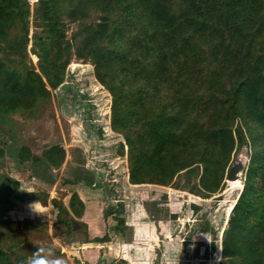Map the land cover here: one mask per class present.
Here are the masks:
<instances>
[{
  "label": "rangeland",
  "instance_id": "374dc122",
  "mask_svg": "<svg viewBox=\"0 0 264 264\" xmlns=\"http://www.w3.org/2000/svg\"><path fill=\"white\" fill-rule=\"evenodd\" d=\"M59 1L61 38L52 37L42 0H19L28 10V30L17 20L0 36L2 61L14 72L24 71L22 79L29 71L41 75L49 90L24 106L0 109V182L19 184L16 197L0 206V248L14 264H30L34 254L39 264H228L223 241L231 219L246 209L234 208L257 201L264 192L256 179L248 178L261 128L252 137L250 125H242L246 140L241 142V118L232 119L210 85L206 89L190 81L171 87L158 78L140 79L138 94L131 98L135 105H115L116 96L99 80L92 48L85 43L86 29L100 23L102 13L92 11L75 21L68 14L69 2ZM260 48L264 53V44ZM44 70L51 72L52 81ZM225 84L229 88V80ZM187 100L195 102L187 107ZM141 103L142 115L149 113L157 121L153 112L171 122L165 129L157 125L159 142L138 148L150 163L152 154L157 157L144 176L162 177L166 183L173 178L169 185L145 183L142 177L131 181L135 158L120 120ZM194 124L197 134L186 139ZM233 136L235 144L229 142ZM185 139L190 149L185 153L194 160L172 177L158 168L157 146L176 149V142ZM21 148L29 150V160L20 159ZM258 170L254 166L252 172ZM109 180L119 191L118 201ZM73 193L84 202L80 216L69 206Z\"/></svg>",
  "mask_w": 264,
  "mask_h": 264
},
{
  "label": "trees",
  "instance_id": "16d2710c",
  "mask_svg": "<svg viewBox=\"0 0 264 264\" xmlns=\"http://www.w3.org/2000/svg\"><path fill=\"white\" fill-rule=\"evenodd\" d=\"M65 1L69 2L68 14L75 21L88 18L92 11H100L103 15L100 23L90 25L86 29L88 35L85 43L88 48H92L89 55L93 57L99 80L109 86L116 96L115 105L120 102L135 105L131 98L138 94L135 89L142 85L139 84L140 79L150 82L158 78V81L162 80V83L170 84L171 87L176 82L190 81L204 85L203 88L206 89L210 85L212 94L219 92L221 95L218 102L226 105L234 114L232 119L241 118L238 128L241 142L246 140L242 135V125H250L252 137L259 131L257 128H261L262 136L254 139L259 141L256 142L257 145L254 143V160L248 178L256 179L261 187L260 192L264 191V53L260 51V45L264 44V0ZM59 3V0L41 2L53 38H61L63 35L60 30L62 21ZM27 12L19 0H0V36L2 31L6 32L14 26L17 20L23 22L27 31ZM43 54L48 55L46 51ZM44 72L51 80V72ZM23 76L24 71L14 72L0 58V109L24 106L26 102L35 101L42 97V94L49 93L41 75L29 71L24 79ZM225 80H229V88ZM192 102L195 100L183 101L187 107H190ZM212 103L213 101H210V104ZM141 107L142 103L136 107V111L123 114L120 120L121 130L130 144V157L135 158L131 181H140L142 177L145 183L169 185L173 178L166 183L162 177L154 179L144 176V171H149L154 166L157 157L152 154L150 163V157L143 158L138 148L147 149L151 142H159L157 132L160 126L157 125H162L165 129L171 122L151 112L157 120L153 121L149 113L142 115L138 112ZM221 108L225 114L226 107ZM229 118L224 116L225 120ZM207 122L215 125L211 120ZM204 124H207L206 121ZM196 126L194 124V128L188 129L186 139L197 134ZM205 126L203 125L201 130ZM186 139L181 145L176 142V149L168 146L165 151L163 144L157 146L160 150L158 168L169 171L174 175L172 177L186 170L194 160V157L185 153L190 151ZM234 140L233 136L229 142L235 144ZM20 152L22 161L31 158L28 149L21 148ZM182 155L185 158H181ZM157 164L158 161L156 166ZM254 166L259 169L258 174L252 172ZM230 181L232 184L236 183L235 177L232 176ZM106 182L118 201L119 191L116 186L110 180ZM18 187V181H14L12 186L0 182V206L10 203L11 198L16 197ZM245 194H241V199ZM263 195L264 192L257 194L258 199L255 202L249 200L247 204L239 202L235 206V211L241 206L246 209L231 219L232 228L226 233L223 241V256L231 258L228 264L235 263L234 256L237 257L235 264H264V199L261 200ZM69 206L77 216H80L85 208L77 193L71 196ZM0 264H14L8 253L1 248ZM97 264H101L100 261Z\"/></svg>",
  "mask_w": 264,
  "mask_h": 264
},
{
  "label": "clouds",
  "instance_id": "9594fccd",
  "mask_svg": "<svg viewBox=\"0 0 264 264\" xmlns=\"http://www.w3.org/2000/svg\"><path fill=\"white\" fill-rule=\"evenodd\" d=\"M39 259H40V257L38 256V254H34V257L30 261V264H39Z\"/></svg>",
  "mask_w": 264,
  "mask_h": 264
},
{
  "label": "water",
  "instance_id": "95a60500",
  "mask_svg": "<svg viewBox=\"0 0 264 264\" xmlns=\"http://www.w3.org/2000/svg\"><path fill=\"white\" fill-rule=\"evenodd\" d=\"M233 174L230 173V178H232Z\"/></svg>",
  "mask_w": 264,
  "mask_h": 264
}]
</instances>
